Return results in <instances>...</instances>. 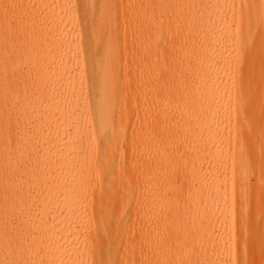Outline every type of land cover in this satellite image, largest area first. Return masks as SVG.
Listing matches in <instances>:
<instances>
[{
    "label": "bare ground",
    "instance_id": "obj_1",
    "mask_svg": "<svg viewBox=\"0 0 264 264\" xmlns=\"http://www.w3.org/2000/svg\"><path fill=\"white\" fill-rule=\"evenodd\" d=\"M150 2L0 0V264H264V0Z\"/></svg>",
    "mask_w": 264,
    "mask_h": 264
},
{
    "label": "rangeland",
    "instance_id": "obj_2",
    "mask_svg": "<svg viewBox=\"0 0 264 264\" xmlns=\"http://www.w3.org/2000/svg\"><path fill=\"white\" fill-rule=\"evenodd\" d=\"M4 1H6V0H3V2ZM151 0H144V4L142 5V7L139 9V10H137L136 11V13L134 14V16H133V19H132V23H134V24H138V26H142V25H144L145 24V21H147V18L149 17V16H152V15H155V14H158L155 10L154 11H151V12H148V13H146V14H144L143 13V11H144V8L146 7V6H148V5H150V2ZM152 6V5H151ZM151 6H150V8H151ZM0 18H2V17H0ZM14 22H11V24H13ZM177 27V26H176ZM177 31H174V33H176ZM118 41H120V40H118ZM184 70H185V68H184ZM188 78L186 77H184V78H182L181 80H182V85L184 86V85H187L188 83H189V80H187ZM82 82L84 83V80H82ZM139 133H140V131H138V132H136V134L134 135V137L135 136H138L139 135ZM256 147H259V145L257 144L256 145ZM126 160H129V157L128 156H126ZM205 162H206V159H205V156L204 157H201L200 159H198V161L197 162H195V168H196V170H198V172H199V174L201 175V174H203L204 175V165H205ZM201 169V172L199 171ZM125 176V178H127V177H129V174L128 173H126V175H124ZM120 176H118V177H116V181H115V184L117 185L118 184V182H119V178ZM130 185H133V186H136L137 185V178L134 180V182H132ZM127 186L126 185H120V186H118V190H121V189H125ZM185 190H188V189H186L185 188ZM190 191V190H189ZM184 201H186L185 202V204L186 205H189V201L188 200H184ZM189 202V203H188ZM133 206V205H132ZM203 205H201V207H202ZM119 208H120V201H117L116 202V204H115V206L113 207V211L114 212H117L118 210H119ZM189 207H187L184 211H187V213H185L184 215H183V217H182V220H185L186 222H188V227H186L185 229L187 230V232H190L192 229H191V224H190V222L191 221H193L194 219H196V215H193L192 213H189L190 211H188L189 209H188ZM201 209V208H200ZM255 221V220H254ZM199 227H201V226H199ZM202 228H200L199 229V234H201L202 233ZM257 236H258V239H257ZM260 234L259 235H253L252 236V240H251V242L254 244V245H257L258 244V242H259V240L261 239L260 237ZM255 237H256V239H257V242H256V239H255ZM253 238H254V240H253ZM204 245V244H203ZM205 246V245H204ZM183 248L186 250V251H196L197 249H198V247H197V242L196 241H189V242H187L184 246H183Z\"/></svg>",
    "mask_w": 264,
    "mask_h": 264
}]
</instances>
